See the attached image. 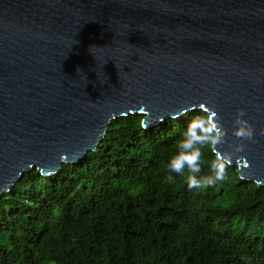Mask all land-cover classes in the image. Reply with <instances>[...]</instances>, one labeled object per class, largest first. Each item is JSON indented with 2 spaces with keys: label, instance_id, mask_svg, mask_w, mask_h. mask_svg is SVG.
Here are the masks:
<instances>
[{
  "label": "water",
  "instance_id": "obj_1",
  "mask_svg": "<svg viewBox=\"0 0 264 264\" xmlns=\"http://www.w3.org/2000/svg\"><path fill=\"white\" fill-rule=\"evenodd\" d=\"M201 103L232 143L245 110L237 172L263 187L264 0H0V197L78 162L112 120L147 128Z\"/></svg>",
  "mask_w": 264,
  "mask_h": 264
},
{
  "label": "trees",
  "instance_id": "obj_2",
  "mask_svg": "<svg viewBox=\"0 0 264 264\" xmlns=\"http://www.w3.org/2000/svg\"><path fill=\"white\" fill-rule=\"evenodd\" d=\"M186 113L147 128L119 117L78 162L25 172L0 197V264H264V186L237 165L203 190L165 182L181 129L203 114Z\"/></svg>",
  "mask_w": 264,
  "mask_h": 264
},
{
  "label": "clouds",
  "instance_id": "obj_3",
  "mask_svg": "<svg viewBox=\"0 0 264 264\" xmlns=\"http://www.w3.org/2000/svg\"><path fill=\"white\" fill-rule=\"evenodd\" d=\"M192 108L195 110L196 105H192ZM199 109L203 114L193 115L181 129L175 152L166 165L169 174L165 182L173 184L176 176L184 177L189 190H203L224 182L234 163L249 167L247 158L236 154L243 153L246 148L244 142L254 141L256 135L254 125L246 118L243 108L237 109L233 119L232 134L237 138L235 143L227 139V129L214 107L201 103ZM260 133L264 135V128L260 129ZM225 145L228 150L224 149ZM205 149L210 150L214 159H204ZM205 168L208 169L207 174H204ZM244 178L241 176V179Z\"/></svg>",
  "mask_w": 264,
  "mask_h": 264
}]
</instances>
